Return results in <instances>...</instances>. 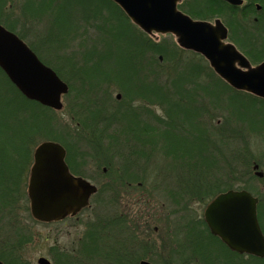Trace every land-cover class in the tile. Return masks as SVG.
I'll use <instances>...</instances> for the list:
<instances>
[{
    "label": "rangeland",
    "instance_id": "rangeland-1",
    "mask_svg": "<svg viewBox=\"0 0 264 264\" xmlns=\"http://www.w3.org/2000/svg\"><path fill=\"white\" fill-rule=\"evenodd\" d=\"M0 1L3 2V7L0 8V13H4L5 21H7L8 24H13L14 22L18 23L15 31L22 35L25 42L33 45L34 48L42 54L44 57L42 58L49 61V64L52 66L58 61V58L54 57V55L59 57L64 55L68 59L69 57H72V60H75L80 66L82 53L86 52V49H91L95 42L94 40L98 37V32L96 30L91 27H86V36L74 38L67 47L62 49L61 52L53 51V55L49 58L46 54L44 55V53L40 51L41 44H39L38 40L40 36H44L47 29L50 28V17L43 16L36 20L35 18L27 19L24 18L22 13L24 0ZM255 9L259 11L258 13L260 14L262 29L264 32V11H261L259 6ZM72 12L77 18V12L75 10H72ZM112 14H114V12ZM211 22L213 21L211 20ZM78 23L80 25V21ZM122 25L123 23L120 26ZM130 25H132L134 31L137 32L138 28H136L131 22ZM80 31L82 30L80 29ZM138 31L140 30L138 29ZM101 33L102 32L100 31L99 35H102ZM54 34H57L56 30H54ZM142 35L149 38L154 44L160 43L162 45L164 43V45L172 51L171 56L172 59L174 58L173 60H176V56L178 55V52L176 51L182 50L176 44V40L172 35H146L144 33H142ZM98 49H100L99 46ZM45 53L48 54V52ZM155 56L159 63V69H163L165 74H168L164 75L161 78V81H166L168 83L170 81H177V76H171L170 62H166V60L170 61V58L167 57L168 59L164 60L161 54ZM177 58L183 60V62H188L190 67L196 64H206L210 69L206 61L205 63L200 61L198 55L196 56V54H193L192 52H186L183 50ZM251 65L254 67L258 64L251 63ZM105 66H111L108 69L109 72H112L114 69V66L112 65ZM202 77L201 83L207 85V89H214L215 92H205V90L196 93L197 99H200V102L203 103L202 106H204L205 109L200 112L198 110L201 114L196 117L193 116L191 122H196V127L204 133L202 135L206 137L207 143L212 149L213 154L215 153V156L218 157V161H216V170L212 171V169H210L212 172L207 173L206 175L201 174L200 170L202 169V166L199 167V170L194 172V175H188V171L186 170L185 172V167L182 165H179V167L174 166V161H172L171 158L162 155L163 151L160 149V147H162V142L160 141L159 143L158 140H156L157 146L155 149L151 150V147L143 148L145 150V156H138V154L135 159L133 158L134 156H126L127 150L129 149H126V151L124 150V157L116 156L114 155V150L111 148L115 144L111 143L112 140H110V138H112L110 136H113V127L105 128L104 130L102 129L100 133H97L92 129L81 130L79 123L75 122L78 119H82L86 124H89L93 121L108 120L114 117L118 110L124 111V109L130 104L133 108L135 107L134 109L136 112L134 113H136L138 117H143L144 120L142 121L147 123V128L136 133L139 136L147 138L151 135V129L158 131L162 127V124L160 123L167 120V116H165L159 104L152 98L155 96V94H153L155 92L152 90L148 91V94L144 96L143 94L127 95L120 91V89H117L118 86L114 83L106 85L104 82L97 84L96 82H93L80 88L79 83L76 82L74 84V78L70 79L74 92L69 93L62 98L61 102L63 103V109L54 112L53 114L55 118L54 125L56 126V132L54 135H57V137L59 136L62 139V144H66L72 149V152L76 154L74 155V159L80 163V165L76 167L79 174L85 176L91 181V184H95L98 187V193L95 197H99L96 200L99 199L98 201L100 203H95L93 201L94 203L92 205L104 204L105 209L118 210L121 204H130L129 218L131 219L128 217H126L128 219L125 218L128 222L127 226L123 224L126 223L125 220L121 223L122 235L124 237L116 235L119 230V225L117 227L116 225L115 227L113 226L112 231L107 233L108 231L102 226V223L99 224L104 228L105 235L110 238L111 247L109 249L114 247L112 250H117L115 251L117 255L110 258L106 251V253L103 252L99 257H92L90 261L88 260V264H114L111 260H116L115 257L121 259V255H118V247L120 249L123 247V250L132 249L129 245L130 243H127L126 240L124 242V239L128 236V240L131 241L133 239L132 233L134 232H136L138 236L141 235L143 238L137 242L138 245L135 254L125 257L122 256V259L127 258V264H139L143 261L150 264L176 263L180 254H177L176 252L179 251L181 244H183L182 253L185 255L188 254L187 247L185 248L186 242H184L186 237V228L183 227L185 225L184 221L200 219L203 215V209H205L211 200L208 199L209 197L207 199L203 198L199 201L198 198H192L191 200L190 195L185 194L186 192H196V194L201 197L203 193L206 194L210 190L212 191L211 193L217 194L216 192L221 190V188L222 190H224L225 187L235 188L236 186H241L245 183L253 197H256L258 202H260L259 207L264 213V178L263 180H259L260 178L255 176L252 169L253 166H251L250 170H248L250 171L248 174L253 178L250 180L251 182L247 181L244 177V175H247V170L241 168L237 169L235 167L236 164L234 159L230 161L231 158H236V154H240L244 159H250L255 165H258L259 172L264 175V105L259 102L255 103V107L252 108L249 107V104L244 105V107H242V104L236 105L234 101H228L227 99L233 98L234 93H240V97L245 100L242 102L245 103L249 99L244 95L250 96L256 100L258 99L247 93L233 92V90L229 91L224 89L221 84L213 85L208 82L213 79L207 77L206 74L202 75ZM140 78V83L145 81L144 83L147 85L145 87L155 88L150 76H143ZM206 81L208 84H206ZM170 83V85H165L166 91L161 94H164L165 97H167L166 102L173 107V109H171L172 112L169 113L168 116V118L173 121L175 119V113H187V101L182 100L180 102L181 105L177 106L178 104L174 97L176 94H174L172 90V82ZM177 83H179L180 87L185 85L184 81L180 79ZM221 90H223V92ZM78 91L79 93L80 91H85L87 97H83L81 100L80 95L78 94L79 99L76 101L75 96ZM117 95L120 96L119 100L115 99L117 98ZM95 96L97 97V100H95V102L91 101L90 106H88L89 102H86L82 111L78 108L77 105L82 104V101H86L90 98L92 99V97L95 98ZM208 96H211V98H208ZM204 98L206 100H203ZM258 101L261 100L259 99ZM94 103L100 107H103L104 105L105 111L104 109L101 111L94 109L92 107ZM176 106L177 108H175ZM139 110H141V112H139ZM89 115H91V118ZM92 116L95 117L92 118ZM248 117H251L255 121L252 125L254 128L253 130L250 128V123L252 122L248 120ZM130 118H132V116H130ZM133 118H135V116H133ZM185 124L188 123L186 122ZM180 129L181 128L175 129L174 134L178 135V133L181 132ZM182 132L183 135L184 133H187L186 130H183ZM9 135H12L11 132L9 131V134H7L5 131L3 137H10ZM156 141L154 140L153 142ZM129 142L130 141H128V143L126 142V144H129ZM195 145L198 146V144ZM180 146L183 145L180 144ZM219 146L222 147V156L218 151ZM137 148L138 150L140 149V147ZM118 149L121 150V148ZM146 149H150L151 152L147 153ZM139 152L141 151L139 150ZM146 156L147 159L149 158L148 160L144 158ZM77 158L79 159L77 160ZM125 160L129 163H125ZM131 163H133V165ZM182 163L185 165L184 162ZM140 170H143L144 172L142 173ZM175 171L178 172L176 176L170 174H173ZM181 173L183 176L187 173V177H185L183 181L182 179H179V174ZM26 176L25 170L23 176L19 177L20 181L18 182V187H16L15 193L12 195V204L11 207L8 208L9 210H7L9 214L6 209L0 208V251L8 252L12 249L16 250L18 256L27 264H37V258L40 257L49 260L51 259V262L54 264L82 263L84 261L82 259H70L68 260V263L56 258L53 259V254H51V252H53V246L58 243V245L61 246L60 248H68L70 245V237L74 236L77 229L81 231L82 227H79L72 222H67V224L60 223L55 226L42 225L35 222L31 218L29 210H25V208L28 207L25 198V182L27 183ZM134 178L142 179L141 182H132ZM138 185H140V188H138L136 192H133L135 195H138L139 205L138 207H135V209H132V190L136 189ZM207 187H210V190L206 189ZM180 188L181 190L183 189L182 192L180 191ZM195 189H198L199 191ZM22 193L23 197L25 196V201L21 195ZM181 201H184L185 203V210V206L180 207ZM132 210H136V217H131ZM92 224L93 225L91 226L95 225L94 222H92ZM147 240L151 241L149 242ZM107 257H109V259H107Z\"/></svg>",
    "mask_w": 264,
    "mask_h": 264
},
{
    "label": "trees",
    "instance_id": "trees-1",
    "mask_svg": "<svg viewBox=\"0 0 264 264\" xmlns=\"http://www.w3.org/2000/svg\"><path fill=\"white\" fill-rule=\"evenodd\" d=\"M258 6L261 11H264V0H243V5L241 7H232L220 0H183L182 3L178 5V9L192 19L201 20L202 22L220 19L228 29V41L234 44L250 63L257 65L264 59V32L260 14L258 13L259 11L255 9L256 7L258 8ZM2 7L3 2L0 1V8ZM72 10L77 12V18ZM111 11L112 13L114 12L115 15L112 14ZM22 13L24 18L27 19L35 18L36 20L43 16L50 17V28L47 29L44 36L41 35L38 40L39 44H41L40 51L49 58L53 55V51L61 52L74 38L86 36V27H91L98 32V37L94 40L93 47H91V49H86V52L82 53L80 66L75 60H72V57L68 59L64 55L61 57L54 55V57L58 58V61L52 66L49 64V61L43 59L44 57L42 54H40L33 45L25 42L22 35L15 31L18 23L14 22L13 24H8V22L5 21L4 13H0V25L9 32L16 34L22 41L27 43L28 47L36 54L37 58H39V61L50 67L61 81L67 84L68 94L74 92V88L71 86V78H74V84L76 82L79 83L80 88L93 82H96V84L104 82L106 85L114 83L118 86L117 89H120V91L127 95L143 94L144 96V94L152 90L155 92L153 93L155 94V101L159 104L165 116H167V120L160 123L162 127L158 131H154V129H151L152 127L150 128L152 132L147 138L139 136L136 133L147 128V123L134 121L133 118H130L125 112L117 113L112 119L99 120L97 122L93 121V126L91 122L86 124L84 120L78 119L75 122L79 123L81 130L92 129L94 132L100 133L102 129L113 127V136H110L112 137L110 140L115 143L116 141H121V143L110 147L114 150V155L119 157H124V150L126 151V149H129L127 150L126 156H134V159L137 158L138 154V156H145L146 154L143 148L151 147V150L155 149L157 146L156 140H158L159 143L160 141L162 142V147H160L163 151L162 155L171 158L172 161H174V166L179 167V165H182L185 167V172L187 170L188 175H194V172L199 170L201 166L202 169L200 171L202 175L216 170V161H218V157L215 156V153L213 154L212 149L207 143L206 137L202 135L204 133L196 127V122H191L193 116L196 117L201 114L199 113L200 111L205 109L200 99H197L196 93L205 90V92H215L214 89H207V85L201 83V78H203L202 75L205 74L210 79H213L212 81L207 80L209 83L213 85L221 84L224 89L229 91H232V89L217 78L206 64H196L190 67L188 62H183V60L177 58L183 50H177L176 52H178V55L176 56V60H173L174 58L172 59L171 56L172 51L164 45V43L162 45L160 43L154 44L149 38L142 35V32L140 33L138 29L137 32L134 31L133 26L130 25L128 18L120 10L119 6H116L109 0H24ZM79 21L80 25L78 23ZM122 23L123 27L120 26ZM80 29L82 31H80ZM54 30L57 31L56 35L54 34ZM100 31L102 35H99ZM98 46L100 49H98ZM45 52H48V54ZM159 54L163 56L164 60L170 58V61L166 60V62H170L171 64V76H177V81L180 79L184 81L185 84L183 87H180L177 81H170L172 82V90L174 94H176L174 97L177 99H175L178 104L177 106L181 105L180 102L182 100L187 101V113H175V119L173 121L168 118L173 107L166 102L167 97L161 94L166 91L165 85H170L171 83L161 81V78L168 74H165L163 69H159V63L155 56ZM198 58L205 63L203 58L200 56H198ZM105 65L114 66L113 71L109 72L108 69L111 66ZM143 76H150L152 78L154 89L152 87V89L145 87L147 86L144 83L145 81L140 83L139 79ZM208 82L206 84H208ZM223 90L221 91L223 92ZM19 93L20 92L10 84L9 80L0 69V208L6 209V211L11 207L12 195L15 193L16 187H18V182L20 181L19 177L23 176L25 170L26 175H28L29 167L32 164L34 148L43 141H53L62 145L66 151V164H68L70 171L73 174L80 175L78 169H76L80 164L78 161H74V155L76 154H74L72 149L66 144H62V139L59 136L57 137V135H54L56 126L54 125L55 118L53 114L56 111L45 108L36 102L29 101ZM78 94L81 100L83 97H87L85 91H80V93L78 91L75 96L76 101L79 99ZM244 96L249 99L246 103L242 102L245 100L240 97V93H234L233 98L227 99L228 101H234L236 105L242 104V107L249 104V107L252 108L255 107V103L257 102L264 105L263 101H258L247 95ZM208 98H211V96H208ZM95 100H97L96 96L95 98L92 97V99L90 98L86 101H82V104L77 106L82 111L86 102H89L88 106H90L91 101L95 102ZM203 100L206 99L204 98ZM177 106L175 108H177ZM92 107L96 110L105 109L104 105L100 107L96 103H94ZM89 117L91 118V115H89ZM93 117L95 116H92V118ZM248 120L252 122L250 123V128L253 130L254 128L252 125L255 121L251 117H248ZM186 122L189 125L185 124ZM177 128H181V132L175 135L174 131ZM183 130L187 131L184 135L182 132ZM5 131L7 134H9L10 131L12 137L10 135V137H3ZM147 140L150 141V146L146 145ZM154 140L156 142H153ZM124 141L127 143L128 141L142 142H140V145L136 146L126 144ZM180 144L183 146H180ZM195 144H198V146ZM137 147H140L139 150L141 152H139ZM118 148H121V150ZM151 150L146 149V152L150 153ZM218 151L222 156L221 146H219ZM235 156L237 159L233 157L230 161L234 159L237 169H246L247 175H244V177L247 181H250L253 177L248 174V172H250L248 170L255 164L250 159H244L240 154H236ZM144 158L147 159V156ZM124 162L129 163L126 160ZM182 162H184L185 165H183ZM131 164L133 165V163ZM210 169H212V171ZM140 171L142 173L144 172L143 170ZM186 175L187 173L180 179L183 181V179L187 177ZM141 179L134 178L132 182H141ZM246 186L247 185L244 183L235 188L225 187L224 190L221 188V190L216 192L217 194L211 193L210 187H207L206 189L210 191L206 194L203 193L201 197H199L196 192H186L185 194H189L191 200L192 198H198L199 201L203 198L207 199L208 197V199L212 200L216 195L228 190H245L251 193ZM180 191L182 192L183 189L181 190L180 188ZM184 204V201H181L180 207H184ZM259 206L260 202H258L256 206V217L260 226L259 228L264 235V213ZM185 209L186 206L184 210ZM202 219L203 216L197 220L184 221L185 225L183 227L186 228L184 242H186L185 248L187 247L188 254L185 255L182 253L183 244H181L179 251L176 252L181 255L179 254L177 262H173V264H264V259L240 255L228 250L218 238L210 234ZM110 230L111 229H108L107 233H110ZM92 231H96V229L93 228ZM91 236H93V234ZM125 240L126 239H124V242ZM92 242L93 246L95 241L92 240ZM110 244V238L107 236V249L103 252L106 253L107 251V255L112 258L114 255H117L115 252L117 250H112L114 247L109 249L111 247ZM94 250L95 249L92 248L91 252ZM118 250V255L123 253L120 254L121 259L115 257L116 260L111 261L114 262V264H127V258L122 259V256H129V254H126L127 251L123 250V247L121 249L118 247ZM109 257H107V259H109ZM82 260L84 261L79 264L88 262V260ZM0 262L3 264H27L18 256L16 250L13 249L8 252L0 251ZM65 263H68V261L65 260Z\"/></svg>",
    "mask_w": 264,
    "mask_h": 264
},
{
    "label": "water",
    "instance_id": "water-1",
    "mask_svg": "<svg viewBox=\"0 0 264 264\" xmlns=\"http://www.w3.org/2000/svg\"><path fill=\"white\" fill-rule=\"evenodd\" d=\"M109 1L119 6L143 33L172 35L179 48L202 56L232 89L264 100V60L252 67L233 44L226 42L228 31L219 19L213 23L191 19L177 8L182 0ZM223 2L233 7L243 4L242 0ZM0 69L25 99L50 110L62 109L61 99L67 94L68 86L37 59L27 44L1 25ZM32 156L27 197L34 220L43 223L62 220L87 206L96 187L69 173L61 145L42 142ZM257 204L258 200L247 191L229 190L213 198L204 210L203 220L210 234L228 250L264 259V236L256 217ZM37 264L51 263L39 258Z\"/></svg>",
    "mask_w": 264,
    "mask_h": 264
},
{
    "label": "flooded vegetation",
    "instance_id": "flooded-vegetation-1",
    "mask_svg": "<svg viewBox=\"0 0 264 264\" xmlns=\"http://www.w3.org/2000/svg\"><path fill=\"white\" fill-rule=\"evenodd\" d=\"M147 94H144V95H147ZM152 98L155 99L154 97H152ZM115 99L119 100L120 98H115ZM134 108L129 104V106L127 108H125L126 110L125 109H124V111L118 110L117 113H120L122 111V112L127 113V115L132 116V118H133V116H135V118H133L134 121L135 120L136 121L144 120L143 117H138L136 115V113H134V112H136V110ZM104 111H105V109H104ZM139 112H141V110H139ZM142 122H144V121H142ZM140 142H142V141H131V142H129V144H131V145H140ZM111 143L120 144L121 141H116V143L115 142H111ZM122 144H123V142H122ZM146 145L150 146V141L149 140H147V144ZM78 159L79 158H77V160ZM74 161H75V159H74ZM67 166H68V164H67ZM252 169L254 171L255 176L258 173H260L258 165H254L252 167ZM68 171L70 172V174L72 176H74L76 178H82V179L90 182V184H91V181L89 179H87L85 176H82V174H80V175L73 174L70 171L69 166H68ZM175 172L173 174L172 173H170V174L176 176L178 174V172L177 171H175ZM260 174L262 175V173H260ZM166 175H168V174H166ZM182 176H183L182 173L179 174L180 178H182ZM259 178H260L259 180H263L264 175H262ZM25 184L27 186L26 182H25ZM138 188H140L139 185H138V187L136 189L132 190V198H131V200H132L131 208L132 209L133 208L135 209V207H138V205H139L138 195H135V193H134V192H136L138 190ZM263 190H264V188H263ZM25 194H27V187H26V190H25ZM21 195L23 197V193ZM96 195L97 194H94V195H92L90 197L87 206H85L84 208H81L75 214L67 215L62 220L48 222V223L38 222V221L34 220L38 224H42V225H52V226L54 225L55 226V225L60 224V223L67 224V222H72L74 224H77V226L82 227L81 231H79L77 229V232L74 233V236L70 237V245H69L68 248H60L61 246L58 245V243L53 246V248H52L53 252H51V254H53V259L56 258V259L63 260V261H65V260L68 261L70 259H73V260L85 259V260H89L90 261L91 257H99L100 254H102L103 251L107 249V246H106L107 235H105V230H104V228L102 226H104L106 230L111 229L109 231V232H111L112 229H113L112 228L113 226L115 227V225H116V227H117L119 225V230H118V233L116 235H119V237L123 236L122 235V224L121 223L125 220L126 217L129 218V206H130V204L129 203L128 204H126V203L125 204H121L120 207L118 208V210L105 209L104 204L92 205L94 202L95 203L99 202L98 201L99 199L96 200L97 198H99V197H95ZM25 206H26V204H25ZM26 209L28 211L29 208L26 207L25 210ZM131 213H132L131 217H133V216L136 217L137 216L136 210L135 211L132 210ZM128 218H126V219H128ZM129 219H131V218H129ZM133 219H135V218H133ZM92 222L95 223L94 226H91V225H93ZM125 222L126 223H123V224L127 226L128 222L126 220H125ZM101 223H102V226L99 225ZM92 228H95L96 231H92ZM92 234H93V236H91ZM132 234H133L134 242H133V239L131 241L128 240V236H126V242L130 243L129 245L132 247V249L126 250L127 251L126 254L127 255L129 254L130 256L135 254V252L137 250V245H138L137 242H139L141 240V238H143L141 235L138 236V234H136V232H134ZM92 240L95 241V244L93 246H92V243H93ZM147 241H149V240H147ZM132 244H133V246H132ZM92 248H94L95 250L91 252ZM120 254H123V253H120ZM49 261L51 262V259ZM51 264H54V263L51 262ZM83 264H88V263L84 262Z\"/></svg>",
    "mask_w": 264,
    "mask_h": 264
}]
</instances>
